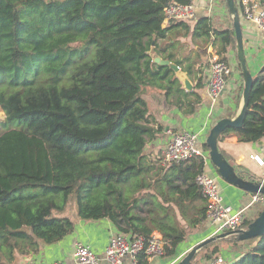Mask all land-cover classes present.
I'll list each match as a JSON object with an SVG mask.
<instances>
[{
  "label": "trees",
  "instance_id": "trees-1",
  "mask_svg": "<svg viewBox=\"0 0 264 264\" xmlns=\"http://www.w3.org/2000/svg\"><path fill=\"white\" fill-rule=\"evenodd\" d=\"M173 2L193 0H0V264L64 240L76 227L69 208L82 221L109 219L132 238L160 233L168 259H177L189 232L208 220L196 183L207 159L149 160L147 145L164 128L153 126L143 94L148 87L165 90L169 105L196 114L205 81L201 69L177 59L179 38L211 43L228 62L236 35L229 12L226 26L199 16L164 25ZM154 55L189 77L196 73L194 91ZM230 134L247 144L264 139V67L243 126L220 140ZM263 210L246 215L243 228ZM251 241L246 248L230 237L200 253L216 245L205 255L212 261L228 243L244 255L237 264H264V235ZM138 264H149L145 254Z\"/></svg>",
  "mask_w": 264,
  "mask_h": 264
},
{
  "label": "crops",
  "instance_id": "crops-1",
  "mask_svg": "<svg viewBox=\"0 0 264 264\" xmlns=\"http://www.w3.org/2000/svg\"><path fill=\"white\" fill-rule=\"evenodd\" d=\"M192 4L196 7L199 17H211L217 20L219 24L226 26L229 15L227 7L223 5L221 0H193ZM242 26L246 58L250 71L256 78L264 67V34L258 30L256 25L246 20L242 21ZM179 41L183 46L177 49V59L185 61L183 67L194 64V71L199 69L202 71L205 82L199 90V94L203 98V103L196 114L185 116L182 111L167 103L166 99L161 95L163 94L161 90L158 91L159 89L151 87L146 88L143 97L147 102L150 117L156 121L153 126L157 128L160 124L164 128L158 138L147 145L146 152L148 151L149 155H156L158 158L162 155L164 158L166 148L174 134L191 132L200 135L199 146L208 158L209 151L205 149L208 134L220 120L224 118L232 119L240 111L243 104L242 90L244 91V80L238 68L237 53L234 49H231L228 52L227 59L228 63L233 67L234 73L228 80L227 90L220 98L214 101L209 94V81L211 60L216 56L215 48L211 46V43L207 44L202 40H197L194 43L191 37L179 38ZM199 55H201L200 59L198 58ZM199 75L201 76V74ZM196 77V73L189 77L194 89L198 82ZM219 149L237 169L254 174L258 179L264 177V166L250 159V155L255 153L264 160V139L258 143L247 144L239 142L236 134H230L220 140ZM207 161L206 173L218 180L224 202L231 206L235 212L245 210V215H253L261 206H250L253 195L221 180L209 159ZM157 164L165 165V162L162 161ZM68 216H71L76 222V227L70 235L59 243L44 246L37 254L19 258L14 264L71 262L77 244L89 246L102 258L101 264H109L105 260V250L109 245L111 236L118 233L115 225L109 219L82 221L78 219L75 213ZM215 229V226L207 220L198 229L191 230L187 240L180 245L177 257H183L201 242L213 237L216 232ZM242 243L246 248L255 245L253 241ZM215 249L216 245L210 248L211 251ZM210 250L200 253L192 264H213L214 260L208 261L205 256ZM241 255V251L236 250L233 244L221 243L216 257L222 256L224 261L230 264ZM176 260L159 257L150 260L149 264H175ZM125 263L131 264V260L127 259Z\"/></svg>",
  "mask_w": 264,
  "mask_h": 264
},
{
  "label": "built area",
  "instance_id": "built-area-1",
  "mask_svg": "<svg viewBox=\"0 0 264 264\" xmlns=\"http://www.w3.org/2000/svg\"><path fill=\"white\" fill-rule=\"evenodd\" d=\"M244 19L257 26L264 34V6L260 0H239ZM164 25L171 20L194 21L198 18L196 7L193 4L184 5L177 2L171 3L164 9ZM234 69L223 61L218 55L211 60L209 94L215 101L220 98L228 87V76L233 75ZM200 135L191 132L177 133L164 153L166 163H185L195 156L205 157L200 145ZM250 159L261 166L264 160L258 154H251ZM196 183L208 204V220L215 226V234L232 232L243 229L246 218L245 210L235 212L233 208L224 202L221 195L218 180L210 177L206 171L196 178ZM264 186V177L260 179ZM264 205V195L255 194L250 206ZM145 254L148 261L164 256V241L160 233L154 232L148 239L144 237L132 238L129 235L113 234L109 245L105 250V260L109 264H126L130 259L131 264H138V256ZM186 255V254H185ZM177 258L175 264L185 257ZM102 258L89 246L77 244L75 246L71 262H55L54 264H101ZM213 264H227L222 256L216 257Z\"/></svg>",
  "mask_w": 264,
  "mask_h": 264
},
{
  "label": "water",
  "instance_id": "water-1",
  "mask_svg": "<svg viewBox=\"0 0 264 264\" xmlns=\"http://www.w3.org/2000/svg\"><path fill=\"white\" fill-rule=\"evenodd\" d=\"M227 10L233 19V26L236 35V51L238 64L240 66L242 77L244 80L243 91V104L240 111L234 118H224L220 120L208 134L206 145L209 148L208 159L214 167L218 177L224 182L239 188L240 190L247 192L251 195L262 194L264 195V186L261 185L260 179L256 176L244 172L234 167L226 157L220 152L219 140L222 134L228 129H240L247 116L250 94L254 87V76L250 71L248 61L245 52V43L243 35L242 21L245 20L241 17L236 0H226ZM155 63L161 66H169L175 73L183 88L188 91H194V85L190 80L186 72H184L180 66L170 61H163L157 55H154ZM227 90V89H226ZM264 235V210L262 213L247 227L237 231L225 232L222 234L214 235L199 245L190 250L183 259L177 264H192L193 259L198 255L207 245L216 243L221 240L228 239L230 237H237L239 241H251ZM244 255H241L230 264H237L242 260Z\"/></svg>",
  "mask_w": 264,
  "mask_h": 264
},
{
  "label": "rangeland",
  "instance_id": "rangeland-1",
  "mask_svg": "<svg viewBox=\"0 0 264 264\" xmlns=\"http://www.w3.org/2000/svg\"><path fill=\"white\" fill-rule=\"evenodd\" d=\"M221 2H222V0H221ZM223 3V2H222ZM223 5H224V3H223ZM225 6V5H224ZM228 19H229V17H228ZM228 21H230V20H228ZM189 37H191V36H189ZM188 38V37H187ZM193 41V40H192ZM197 41V40H196ZM196 41H194V42H196ZM156 89V88H155ZM158 90V89H157ZM158 91H160V90H158ZM161 92H163V94H161L165 99H166V96H165V90H161ZM4 118H5V114L0 110V122H2L3 120H4ZM147 153V155L149 156V160H151V161H158V156H152V155H149L150 153L147 151L146 152ZM252 175H254V174H252ZM254 176H256V175H254ZM258 176H261V175H258ZM257 177V176H256ZM258 178V177H257ZM72 207H74V204L72 203L71 204V208ZM263 207V205H261L259 208H262ZM258 210V209H257ZM73 211V210H72ZM71 209L69 208L68 210H67V215H70L71 214Z\"/></svg>",
  "mask_w": 264,
  "mask_h": 264
}]
</instances>
